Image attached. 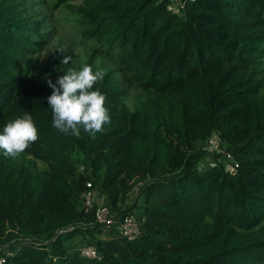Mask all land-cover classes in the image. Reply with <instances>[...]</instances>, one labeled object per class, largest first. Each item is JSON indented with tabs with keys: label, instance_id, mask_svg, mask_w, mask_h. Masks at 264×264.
<instances>
[{
	"label": "trees",
	"instance_id": "16d2710c",
	"mask_svg": "<svg viewBox=\"0 0 264 264\" xmlns=\"http://www.w3.org/2000/svg\"><path fill=\"white\" fill-rule=\"evenodd\" d=\"M168 2L0 0V131L26 112L39 130L20 156L0 151L4 264H264V0H191L180 14ZM61 6L95 45L84 63L58 47L40 64ZM85 64L105 72L94 87L111 122L76 137L52 126L48 80ZM130 87L143 95L134 109ZM213 132L237 174L222 161L200 168ZM88 180L111 228L84 204ZM132 215L130 240L120 225ZM85 245L98 257H83Z\"/></svg>",
	"mask_w": 264,
	"mask_h": 264
},
{
	"label": "clouds",
	"instance_id": "9594fccd",
	"mask_svg": "<svg viewBox=\"0 0 264 264\" xmlns=\"http://www.w3.org/2000/svg\"><path fill=\"white\" fill-rule=\"evenodd\" d=\"M72 57L64 56L62 64H68ZM105 72L93 71L85 64L80 70L69 69L48 85L53 89L47 97L52 110V126L66 135L81 136L85 133L95 136L111 122L106 107V96L94 86L101 83ZM39 139V130L33 117L24 113L22 117L6 123L0 131V151L4 156L16 158Z\"/></svg>",
	"mask_w": 264,
	"mask_h": 264
},
{
	"label": "built area",
	"instance_id": "2783aa9c",
	"mask_svg": "<svg viewBox=\"0 0 264 264\" xmlns=\"http://www.w3.org/2000/svg\"><path fill=\"white\" fill-rule=\"evenodd\" d=\"M191 0H170L168 2V10L173 13L180 14L187 3ZM203 148L209 153L208 159L211 166H214L218 161H222L224 164L225 171L230 174H237L239 168V161L235 158L234 154L228 151L223 144L220 135L217 132H213L209 138L201 144ZM216 154H220L222 157L220 159L214 158ZM81 170H84V166H81ZM85 206L88 210H92L94 206L96 221L101 223L106 228H111L112 224L116 222L114 215L112 214L109 205L107 204L105 195H100V193L94 188V183L92 180L87 181V189L82 193ZM75 225H70L59 232L63 233L70 229H73ZM120 230L122 234L128 239L133 240L140 233L139 224L135 220V217L127 216L120 225ZM80 253L83 257L87 258H97L98 251L94 245H85L80 248ZM6 258L0 256V264H4Z\"/></svg>",
	"mask_w": 264,
	"mask_h": 264
},
{
	"label": "rangeland",
	"instance_id": "374dc122",
	"mask_svg": "<svg viewBox=\"0 0 264 264\" xmlns=\"http://www.w3.org/2000/svg\"><path fill=\"white\" fill-rule=\"evenodd\" d=\"M51 19L53 24L56 23V27L54 26L53 28L51 43L46 46V49L42 53L40 64L45 61L48 53H53V51L58 47H61L64 50H68L70 47L74 48L77 54V61L84 63L91 52V46H94L95 43L83 39L82 36L77 33L75 28V25L77 24L75 14L67 10L64 6H61L53 12ZM112 53H114V56H109L105 60L108 67H112L116 64L115 56L118 55V49ZM102 58V56L97 57L98 63L103 61L100 60ZM41 72L42 68L39 66L35 75L38 76ZM142 96L141 89L137 87H130L128 89L127 103L131 109H134L140 104ZM39 163L42 165L41 162ZM199 165L201 169L205 170L211 166V163L207 157L203 159ZM137 194L138 187H135L131 196L134 197Z\"/></svg>",
	"mask_w": 264,
	"mask_h": 264
}]
</instances>
